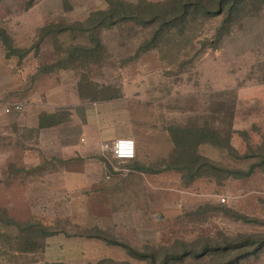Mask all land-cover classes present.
Segmentation results:
<instances>
[{
	"label": "rangeland",
	"instance_id": "obj_1",
	"mask_svg": "<svg viewBox=\"0 0 264 264\" xmlns=\"http://www.w3.org/2000/svg\"><path fill=\"white\" fill-rule=\"evenodd\" d=\"M119 1L163 11L170 2ZM109 7L0 0V110L24 109L0 134V264H231L246 255L239 264H264V246L202 252L264 236V0H246L232 23L226 13L190 15L182 36L174 30L149 52L156 27L92 28ZM221 26L229 29L210 45ZM59 85L78 102L62 107L61 123L71 125L72 114L82 124L87 107L105 121L109 138L89 154L59 149L44 111L43 142L22 131L31 106L49 102ZM203 124L223 143L199 146L209 167L200 160L180 169L193 154L180 155L170 131ZM123 137L136 143L134 161L102 151ZM64 172L73 175L68 188ZM27 239L34 251H23Z\"/></svg>",
	"mask_w": 264,
	"mask_h": 264
},
{
	"label": "trees",
	"instance_id": "obj_2",
	"mask_svg": "<svg viewBox=\"0 0 264 264\" xmlns=\"http://www.w3.org/2000/svg\"><path fill=\"white\" fill-rule=\"evenodd\" d=\"M246 0H194L193 2H189L188 0H170L168 5H164V11L159 8V4H150L146 6H142L147 11H151V18L148 19H140L139 12L143 10V8L138 5L124 3L119 0H110V7L106 11H102L98 13L93 20L92 28L97 29L98 25L101 23L108 24V25H115V24H124L126 20H133V23L142 24V26H153L156 27V33L152 40L144 46V52L151 51V49L155 50L162 40L166 38L168 34H172L174 30H178V34L182 36L181 32L185 29L187 25L186 19L191 15L194 19L199 17H206V18H214L215 16H219L221 14L226 13L225 18L226 22L232 23L242 12V8L244 6ZM169 16V18L165 19L163 22L158 23L162 17ZM231 25V24H230ZM229 25V27H230ZM228 26H221L220 31L218 32V37L215 36V41L211 40L210 45L215 44L218 45L219 41L223 37V32L228 30ZM228 33V32H226ZM225 35V34H224ZM96 45H99L98 37L94 38ZM199 56V55H198ZM59 116L60 114L49 115L47 117L50 119L51 124L49 126L57 123H60ZM43 118V119H47ZM41 119V126H45ZM172 140L177 148V151L180 155H185L187 152L191 155L193 154V159L188 160H181L180 163H183L180 169L185 170V165H189L186 168H191V166H197V164L202 160L201 167L204 168L209 167L210 164L203 158L201 154H198L199 146L203 144H211V145H221L223 142L221 141V136L217 132L210 131L206 126L203 124L202 126H195L189 129L186 128H177L172 129L171 131ZM134 159L130 160L134 161ZM185 163V164H184ZM214 167V166H212ZM200 169V167H199ZM196 173V172H195ZM236 217V216H235ZM238 217V216H237ZM259 222V221H257ZM32 228V227H30ZM30 228H24V232H32L29 230ZM35 230V229H32ZM46 235H50L47 233ZM240 242L237 243H230L227 242L223 246H216L211 251L209 248L210 246L207 245L202 249V252H215L229 255V253L234 251H243L246 247H257L255 250L256 252L260 249V247L264 246V236L261 235H241ZM25 238V237H24ZM24 246V252L34 251L36 246L33 240L27 239ZM248 255L245 257L237 256L231 264H239L242 260L246 259ZM166 263V261H165Z\"/></svg>",
	"mask_w": 264,
	"mask_h": 264
},
{
	"label": "crops",
	"instance_id": "obj_3",
	"mask_svg": "<svg viewBox=\"0 0 264 264\" xmlns=\"http://www.w3.org/2000/svg\"><path fill=\"white\" fill-rule=\"evenodd\" d=\"M64 91H65V87L59 85V87H54L51 90V99L49 102L46 103H41L40 106L37 105V103H35L36 105H34V107L31 106V108H33L32 110H28V113H32L33 116L31 118V124L29 126L26 125H22V131L26 130V127L31 128L32 134L34 137V139L36 140V138L38 139V141L41 143L43 142V127L40 125L41 124V116H42V111L45 112V114L48 115H54V114H60L62 115V112H64L62 107H66V108H70V106L73 103H78V102H73L72 103V98L69 95H64ZM71 92V91H70ZM70 92H66L67 94H69ZM70 97V98H69ZM67 98V99H66ZM3 98H0V101ZM17 104H14L12 106H15ZM20 105H22L20 103ZM76 104H73L72 106H75ZM23 107V106H22ZM2 110H0V134L2 133L3 138L5 137L4 134L7 133L8 125L9 123L15 122L16 118H13V116H11L10 114H16V113H21L22 109L20 112H12V113H7L6 112V108L1 107ZM88 110V112H86V121L83 122L82 124H79V122H77L75 120V116L70 114V116H72V120H74L73 123H71V125L69 124H63L61 123L62 121L60 120V123H57L56 125L52 123L51 126H53L54 130H55V141L57 143V147L59 149H62V151H66L65 153H70V151H81V153H87L89 154V151H91V148L97 143L98 145L102 142H104L105 140H107L109 137V135H107V132L105 131V125L103 124V122H105L103 119L99 118L98 121H96L95 119H92L91 116V112H97V108H91V107H87L86 108ZM61 116H59L60 119ZM26 123V122H25ZM33 125V126H32ZM21 126V125H19ZM52 128V127H51ZM21 128H18V130H20ZM5 139V138H4ZM111 140V139H110ZM108 140V141H110ZM115 140V139H113ZM81 143H83V145L85 147H89L88 145H90L89 148H82L84 149V152L81 149ZM64 177H62L63 179L66 180L65 182V187L68 188L69 187V179L73 180V175L71 176V174L69 172H64L63 173Z\"/></svg>",
	"mask_w": 264,
	"mask_h": 264
},
{
	"label": "built area",
	"instance_id": "obj_4",
	"mask_svg": "<svg viewBox=\"0 0 264 264\" xmlns=\"http://www.w3.org/2000/svg\"><path fill=\"white\" fill-rule=\"evenodd\" d=\"M23 109L22 105L17 104L12 107H7L6 112H20ZM102 151L104 153L110 152L116 160L119 162H129L136 156V143L131 138H118L102 145ZM225 201V199H223Z\"/></svg>",
	"mask_w": 264,
	"mask_h": 264
}]
</instances>
